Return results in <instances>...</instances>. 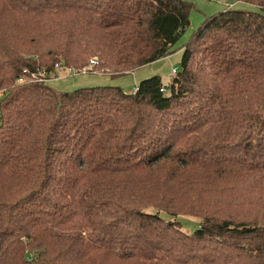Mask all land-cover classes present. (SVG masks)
Wrapping results in <instances>:
<instances>
[{
    "label": "trees",
    "instance_id": "16d2710c",
    "mask_svg": "<svg viewBox=\"0 0 264 264\" xmlns=\"http://www.w3.org/2000/svg\"><path fill=\"white\" fill-rule=\"evenodd\" d=\"M228 1L260 12L227 8L176 51L184 0H0V264H264V0ZM181 50L168 85H48Z\"/></svg>",
    "mask_w": 264,
    "mask_h": 264
},
{
    "label": "rangeland",
    "instance_id": "374dc122",
    "mask_svg": "<svg viewBox=\"0 0 264 264\" xmlns=\"http://www.w3.org/2000/svg\"><path fill=\"white\" fill-rule=\"evenodd\" d=\"M184 1L193 4L194 9L190 15V27L187 29L180 41L176 44V51L187 45L192 36H194V34L206 22L207 19L223 12L227 8L260 12L259 8L250 4H232L228 0ZM182 57L183 51L181 53L178 51L177 54L172 58L165 60L163 59V61L160 60L155 62V64L153 63L147 67L141 68L134 73L122 76H110L97 71L94 73L80 74H74L73 72L69 71L59 72L56 78H53L48 82V85L59 93L72 92L81 88H92L98 86L119 87L128 93L133 92L136 87H139L142 81L154 76L161 77L163 84L168 85L175 77L174 69H176V71L180 69ZM0 95L2 96V92H0ZM164 217L169 219L167 215H164ZM179 221L183 224L185 231L192 233L197 229L199 220L190 217H182Z\"/></svg>",
    "mask_w": 264,
    "mask_h": 264
},
{
    "label": "built area",
    "instance_id": "2783aa9c",
    "mask_svg": "<svg viewBox=\"0 0 264 264\" xmlns=\"http://www.w3.org/2000/svg\"><path fill=\"white\" fill-rule=\"evenodd\" d=\"M213 1V0H212ZM98 64V62L96 60H91L89 67L84 68L83 70H79V71H74L72 69H68V68H63L59 65L56 66V69L59 72H65V71H69V72H73L74 74H80V73H94V66H96ZM174 73L176 74L177 71L176 69H174ZM43 81H47L46 80V72L45 71H39L38 73H30L28 70H25L24 72V77L20 78L18 80V84H26L29 82H43ZM138 88H135L133 92H137ZM162 91H166V90H162Z\"/></svg>",
    "mask_w": 264,
    "mask_h": 264
},
{
    "label": "crops",
    "instance_id": "0c3cea01",
    "mask_svg": "<svg viewBox=\"0 0 264 264\" xmlns=\"http://www.w3.org/2000/svg\"><path fill=\"white\" fill-rule=\"evenodd\" d=\"M230 7H231V6H230ZM182 51H183V50H181L180 53H181ZM176 54H177V53H176ZM176 54H174V55H176ZM174 55H173V56H174ZM173 56H171V57H169V58H172ZM169 58H166V59H169ZM164 60H165V59H164ZM162 61H163V60H162ZM154 64H155V63H154ZM0 96H1V95H0Z\"/></svg>",
    "mask_w": 264,
    "mask_h": 264
}]
</instances>
